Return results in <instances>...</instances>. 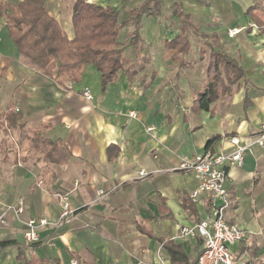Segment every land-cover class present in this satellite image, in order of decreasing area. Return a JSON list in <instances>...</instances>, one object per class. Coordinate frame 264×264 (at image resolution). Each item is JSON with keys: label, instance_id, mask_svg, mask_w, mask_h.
<instances>
[{"label": "crops", "instance_id": "0c3cea01", "mask_svg": "<svg viewBox=\"0 0 264 264\" xmlns=\"http://www.w3.org/2000/svg\"><path fill=\"white\" fill-rule=\"evenodd\" d=\"M69 1L47 0L46 9L73 38L75 0L68 6ZM179 1L201 31L218 35L222 50L244 71L232 94L199 114L192 111L193 93L206 83V62L182 70L165 58L164 42L180 33L173 16L161 25L143 17L141 55L150 63L129 48L135 74L119 76L104 90L93 66L85 68L80 83L64 80L63 86L27 66L0 18V45H6L0 47V114L16 103L26 130L43 128L47 139L62 141L71 154L60 166L0 160V243L11 242L0 246V264H172L160 239L179 246L187 262L197 260L202 240L176 236L181 227L208 216L211 203L206 194L191 200L198 182L179 166L182 158L207 150L230 152L233 136L251 144L264 125V0ZM254 3L261 6L248 16ZM173 6L174 0L170 12ZM198 40L187 57L191 63L199 59L203 41ZM86 88L91 101L83 96ZM216 136L221 139L207 149ZM244 157L242 166L230 169L225 219L250 232L247 241L231 247L238 263L264 264V145L254 144ZM141 171L149 175L140 179ZM66 194L76 211L56 224L59 196ZM19 200L25 203L23 214L6 211ZM29 219L51 222L38 230L40 240L33 244L24 237Z\"/></svg>", "mask_w": 264, "mask_h": 264}, {"label": "trees", "instance_id": "16d2710c", "mask_svg": "<svg viewBox=\"0 0 264 264\" xmlns=\"http://www.w3.org/2000/svg\"><path fill=\"white\" fill-rule=\"evenodd\" d=\"M47 0H2L0 18L4 28L17 48L19 58L27 66L54 78L63 86L64 80L80 83L85 68L93 66L101 75V88L104 90L119 76L127 75L132 79L135 72L131 69V59L126 51L134 50L135 57L149 64L150 59L141 55V27L143 17L160 15L162 0H145L133 7L129 18L120 22V13L112 6H103L88 0H75L72 6L73 38H69L60 23L46 9ZM208 4L206 0H196ZM260 3H254L247 11L254 17ZM172 16L179 21L180 33L172 40L164 42L165 58L185 70L193 64L205 63L207 80L201 89L194 91L192 111L199 114L210 111L211 106L224 95L233 93L235 85L244 77L240 64L222 50L217 34L207 35L200 30L191 14L184 10L179 0H174ZM128 24L134 26L127 45L119 47L117 37ZM264 31V27L260 26ZM191 36L201 39L199 59L191 63L193 44ZM23 114L17 104L10 103L0 114V160L5 164L18 165L32 162L34 165H64L71 154L60 140H50L44 135L43 128L26 130ZM221 139L212 138L207 149ZM26 147V153L20 151ZM162 246L170 255L172 264H199V257L193 263L187 262L179 246L160 239ZM11 242H2L8 246Z\"/></svg>", "mask_w": 264, "mask_h": 264}, {"label": "built area", "instance_id": "2783aa9c", "mask_svg": "<svg viewBox=\"0 0 264 264\" xmlns=\"http://www.w3.org/2000/svg\"><path fill=\"white\" fill-rule=\"evenodd\" d=\"M234 34H236L235 30L230 32L231 36ZM83 96L89 101L94 99L89 88L83 91ZM129 115L133 118L137 117L136 112H131ZM229 142L233 148L230 152L215 153L207 150L192 158H182L179 166L180 170L192 173L198 182V188L191 194V200L197 202L202 194H206L210 198V214L192 227H181L176 236L181 241L196 238L202 240L203 250L199 257V264H239L231 247L247 241L250 237L248 230L236 224H229L225 219L226 210L230 207L227 181L230 169L243 165L245 152L251 146L254 144L264 145V125L251 144H243L241 139L236 136L231 137ZM148 175L147 172L141 171L138 178L143 179ZM99 194L107 195L105 191H101ZM59 200L62 209L56 224L66 222L76 211L71 207L68 194L59 196ZM6 211H14L17 215L23 214L25 211L24 200H19L16 206H10ZM24 224L26 227L25 241L27 244H33L40 240L38 230L50 225L51 222L47 219H29ZM72 264L79 263L73 261Z\"/></svg>", "mask_w": 264, "mask_h": 264}, {"label": "rangeland", "instance_id": "374dc122", "mask_svg": "<svg viewBox=\"0 0 264 264\" xmlns=\"http://www.w3.org/2000/svg\"><path fill=\"white\" fill-rule=\"evenodd\" d=\"M144 1L145 0H97V3H100L103 6L112 5L116 7L120 13V17H119L120 22L124 23L129 18L130 10L133 7L139 6ZM93 3H96V2H93ZM67 4L68 6H70L71 0ZM171 4H172V0H166V2L165 0L161 1V4H160L161 13L158 17H154V19L159 20V21L157 20L156 22H158L160 25L163 24L164 22H170L172 20V12H170L169 10ZM133 31H134V26L132 24H128L125 28L122 29V31L120 32V34L118 35L116 39L119 44V47H123L127 45L129 41V36L132 34ZM5 32L6 31H4V33ZM3 37L4 36L1 34V39H3ZM191 41L193 42L194 50L195 49L197 50L196 47H198L200 41L197 38H194L193 36H191ZM4 44H5V41H3V43L0 45L1 49H5L6 45ZM128 50L126 51L127 56L131 55V53Z\"/></svg>", "mask_w": 264, "mask_h": 264}]
</instances>
